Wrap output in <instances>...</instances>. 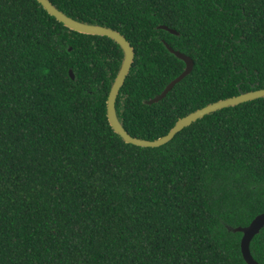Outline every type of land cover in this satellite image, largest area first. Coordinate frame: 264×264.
I'll return each mask as SVG.
<instances>
[{"label":"trees","instance_id":"1","mask_svg":"<svg viewBox=\"0 0 264 264\" xmlns=\"http://www.w3.org/2000/svg\"><path fill=\"white\" fill-rule=\"evenodd\" d=\"M49 1L133 48L115 101L132 137L264 88V0ZM164 42L193 69L147 104L184 70ZM122 59L36 0H0V264H246L233 229L264 212V97L126 144L106 118ZM249 249L264 264V227Z\"/></svg>","mask_w":264,"mask_h":264},{"label":"water","instance_id":"2","mask_svg":"<svg viewBox=\"0 0 264 264\" xmlns=\"http://www.w3.org/2000/svg\"><path fill=\"white\" fill-rule=\"evenodd\" d=\"M36 1L48 13V15L52 16L59 23H62L64 27L81 34L108 37L120 46L123 52V59L106 99V118L109 126L112 128L114 133H116L126 144L148 148L159 147L169 142L182 129L188 127L196 120L210 113L264 97L263 88L254 91H249L246 93H241L239 95L232 96L226 99H221L216 102L210 103L200 109H197L194 112L189 113L188 115L178 119L175 125L169 130L166 135L156 140L149 141L132 137L123 128L122 124L120 123L117 117L115 109L116 97L124 83L126 76L129 73L131 64L133 62L134 51L129 42L116 30L104 26L87 24L72 19L71 17L65 15L63 12L59 11L49 0ZM159 28L168 31L171 34H176V31H174L173 29H169L167 26L161 25L159 26ZM164 45L170 53H172L177 59L181 60L184 63V70L176 78L169 82L160 94L147 101V104L155 103L164 98L167 93L173 88V86L180 82L188 74H190L193 69L194 63L189 56L177 50H174L165 42ZM69 75L71 78H74L72 71H69ZM263 227L264 212L257 215L247 226L237 227L233 229L234 232L241 233L239 246L242 258L246 264H258L251 256L249 246L253 237L257 235Z\"/></svg>","mask_w":264,"mask_h":264},{"label":"bare ground","instance_id":"3","mask_svg":"<svg viewBox=\"0 0 264 264\" xmlns=\"http://www.w3.org/2000/svg\"><path fill=\"white\" fill-rule=\"evenodd\" d=\"M125 81V80H124Z\"/></svg>","mask_w":264,"mask_h":264}]
</instances>
